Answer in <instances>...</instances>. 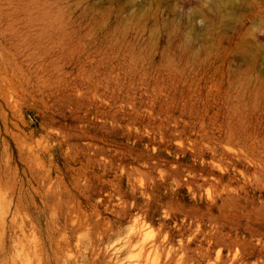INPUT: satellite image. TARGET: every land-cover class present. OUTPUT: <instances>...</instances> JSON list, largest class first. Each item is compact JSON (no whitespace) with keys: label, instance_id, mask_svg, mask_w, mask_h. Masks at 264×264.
Listing matches in <instances>:
<instances>
[{"label":"rangeland","instance_id":"rangeland-1","mask_svg":"<svg viewBox=\"0 0 264 264\" xmlns=\"http://www.w3.org/2000/svg\"><path fill=\"white\" fill-rule=\"evenodd\" d=\"M0 264H264V0H0Z\"/></svg>","mask_w":264,"mask_h":264}]
</instances>
